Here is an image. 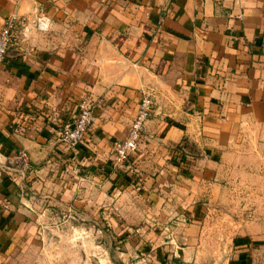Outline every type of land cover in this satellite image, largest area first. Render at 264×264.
Returning <instances> with one entry per match:
<instances>
[{"label": "crops", "instance_id": "obj_1", "mask_svg": "<svg viewBox=\"0 0 264 264\" xmlns=\"http://www.w3.org/2000/svg\"><path fill=\"white\" fill-rule=\"evenodd\" d=\"M10 12L48 27L0 65V264H56L41 240L58 207L127 218L136 263L254 264L202 231L226 159L264 127V0H0V28ZM144 95L138 149L116 162ZM84 97L94 121L71 150L60 130Z\"/></svg>", "mask_w": 264, "mask_h": 264}, {"label": "rangeland", "instance_id": "obj_2", "mask_svg": "<svg viewBox=\"0 0 264 264\" xmlns=\"http://www.w3.org/2000/svg\"><path fill=\"white\" fill-rule=\"evenodd\" d=\"M223 182V192L203 225V246L216 244L230 249L242 240L245 246L239 248L247 249L251 262L264 264V127L241 136L233 156L225 161ZM68 214L58 207L51 214L54 218L45 225L41 242L48 262L143 264L126 254L128 235L135 233L129 229L127 218L103 219L90 211L88 219L78 216L80 213H73V218Z\"/></svg>", "mask_w": 264, "mask_h": 264}, {"label": "built area", "instance_id": "obj_3", "mask_svg": "<svg viewBox=\"0 0 264 264\" xmlns=\"http://www.w3.org/2000/svg\"><path fill=\"white\" fill-rule=\"evenodd\" d=\"M33 27L38 30H46L48 27L47 18L41 16L34 21H29L24 15H19L16 12L9 13L0 28V65L7 49L24 37L26 32ZM152 104L153 101L149 95H144L138 102L127 135L113 145V155L116 162L127 160L138 149L141 133L150 118ZM93 121V105L88 98L84 97L78 102L77 114L73 122L64 125L60 130L61 141L69 149H76L92 126ZM19 159L26 164V152H21Z\"/></svg>", "mask_w": 264, "mask_h": 264}, {"label": "trees", "instance_id": "obj_4", "mask_svg": "<svg viewBox=\"0 0 264 264\" xmlns=\"http://www.w3.org/2000/svg\"><path fill=\"white\" fill-rule=\"evenodd\" d=\"M179 149H180V148L177 147V150H178V151H180Z\"/></svg>", "mask_w": 264, "mask_h": 264}]
</instances>
